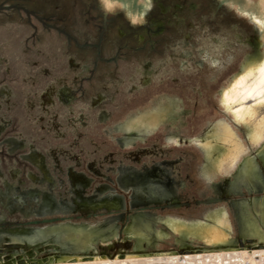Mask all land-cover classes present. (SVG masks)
<instances>
[{
    "label": "rangeland",
    "instance_id": "obj_1",
    "mask_svg": "<svg viewBox=\"0 0 264 264\" xmlns=\"http://www.w3.org/2000/svg\"><path fill=\"white\" fill-rule=\"evenodd\" d=\"M108 3L0 0V228L72 222L57 231L41 229L29 243L30 255L5 244L0 264H54L55 257L95 246L93 258L104 255L108 264H264V248L252 240L219 248L231 239L223 234L225 215L234 245V203L248 205L239 206V234L264 243V0ZM252 69L255 77H243ZM163 103L127 124L124 142L147 134L119 144L116 128ZM174 104L180 113L160 122L177 113ZM156 165L168 170L176 201L131 208L129 190L117 182L119 168ZM154 176L148 174L147 183ZM140 179L132 174L121 182L136 188ZM83 181L84 198H97L102 189L120 196L124 207L36 212L51 198L72 203V186L79 189ZM223 186L236 194L225 195ZM160 191L141 202L174 197ZM145 212L160 219L158 227L171 219L215 225L169 221L189 249L178 252L169 232L148 248L159 234L152 215L134 219ZM210 213H217L213 222ZM123 233L145 254L131 255ZM9 240L0 235V245ZM94 259L89 264H99Z\"/></svg>",
    "mask_w": 264,
    "mask_h": 264
},
{
    "label": "bare ground",
    "instance_id": "obj_2",
    "mask_svg": "<svg viewBox=\"0 0 264 264\" xmlns=\"http://www.w3.org/2000/svg\"><path fill=\"white\" fill-rule=\"evenodd\" d=\"M254 71H255L254 69H252L251 71H248L243 77L246 78V76H249V75L255 77ZM239 79L237 80L236 84L233 87L237 86V84L239 82ZM249 80L252 81L251 78ZM233 87H231V88H233ZM231 88L228 91H230ZM255 94H257V93H255ZM246 133L249 136V138H253V137H251L249 135L248 130H247ZM124 136H128V135L125 134ZM129 136H131V135L129 134ZM258 142H259V139H257L255 142H252V144H257ZM233 151H234V149H233ZM243 152H244V149H243L242 153ZM242 153L240 154V156L242 155ZM240 156L238 158H236L237 159L236 160L237 163H236L235 169H237V167L240 166V164H241L240 163L241 161L239 160ZM213 162H214V160H213ZM40 163H42V161ZM217 165H218V167L216 168V171L218 170V168H220V163H217ZM235 169H234V172H235ZM234 172L232 174V178L230 179V181H227V183H230L229 184L230 186L232 184L231 182H232V179H233V176H234ZM151 173L153 175H155L154 176L155 180H152L151 183H147L146 176L148 174H151ZM132 174H133V178H135L137 175H140L141 179H140L139 182H141V183H140V185H135L136 188H133L134 185L131 186V187L125 188L122 185L121 178L123 176H127V177L131 176ZM70 176H72V175H70ZM117 182H118V185L121 187V189L126 190V191L129 190V193L131 195L130 196V203L132 204L131 208H142V207H150V206H152V207L153 206H159V205L164 204V203H173L176 200V194H175V191H174V185H173L171 179L169 178L168 173L165 170H163V168H160L159 166H154V167H152L150 169H145V170H142V171H136L134 169H124V170L121 169V171L118 174ZM82 183L83 184H80V188L79 189L76 188V187L74 188L72 186V189L75 192V198L74 199L72 198L73 199L72 203L67 204L66 202H63V201H60V200H59L60 202H56L53 198H51L49 201L39 202V204L37 206V209H36V212L38 214H40V215L43 214V213H48V212L51 213V212H56V211H64V212L70 213V212H73V211H75V210H77L79 208H83V209L89 210V211H97V210L115 211V210H119V209L124 207V202H123V200H122V198L120 196H115L113 194H106L105 195V194H103L102 189L98 190L100 195H98L97 198L96 197L84 198L82 196V194H81V191H82L83 187L85 186L86 182L83 181ZM227 183H226V185H227ZM152 191H154V192L160 191L161 193H163V195H165L166 193L174 192V197H172V198L171 197L164 198V196H163V198L161 200H159V201H155V202H150V201H145L144 202V201H142L141 202V196H144V195H146V194H148L149 192H152ZM221 191L225 195L231 194V193L236 194V193H234V192H232L230 190H226L225 186L222 187ZM249 203H251L252 205H255L256 202L254 203V202L250 201ZM131 204H130V206H131ZM241 205L244 206V207L248 206V205L243 204V203L242 204L241 203H234V204L230 205L231 209H233L234 216H235V221H236L235 222L236 223V238H234V245L233 246L230 245V242H232V239H233V237L230 234V226H229L228 221L226 220V215L223 213L225 215V218H223V220L227 224H226V227H225L224 231L223 230H221V231H223L224 232L223 234L228 235L231 239H225L226 240L225 245H222L219 248H221V247L234 248V247H236V244L238 242H242L243 240H252L254 243L258 244L259 247L264 248V243L262 241H260L259 238H256L255 237L256 235H252L251 234V235L243 237V236H241L239 234V230H238V210H239V206H241ZM253 208H254V206H253ZM254 210H255V208H254ZM217 213H220V212H217ZM217 213H210V215H208V217H209L208 219H210V221L213 222V218L216 216ZM142 215H152L153 216V218L155 219V223H156L155 224L156 230H158L157 232L159 234L158 239L153 240L151 246H149L148 248L154 247L159 241L163 240L169 233H172V234H175V236H176L174 238V243L177 246V251L178 252L181 253V252L186 251V249H189L188 247H183V246L180 245V239H179V235L180 234L178 232H176V231L171 230L168 227L169 221H172V220L174 221L175 219L165 220L161 224V226L158 227L157 223L160 221V219L155 218V215L152 214V213L145 212L143 214H136L134 219H136V218H138L139 216H142ZM106 218L115 221L117 217H106ZM106 218H103V219H106ZM103 219H101V220H103ZM101 220L95 221L94 224L93 223L92 224L96 225L97 223L102 222ZM175 221H182V220H175ZM182 222H185V221H182ZM70 223H72V222H66V223L57 224V225L53 224V225H48V226L36 227V228H33V227L7 228V229L0 228V235H4V236L10 238L9 241H4V243H2L0 245V247L4 246L5 244H20L21 247L23 248V251L29 253L30 251H32L29 248V243H33L34 242V240L37 238V234H39V231L41 229H44V230L52 229V230H56L57 231L59 229L61 230L63 227H65L66 225H68ZM78 223L91 224V223H88V222H78ZM78 223H73V224H78ZM115 223L118 225L117 222H115ZM185 223L193 225V226H196V227L205 226L206 228H212L215 225L214 222H213L212 223L213 224L212 227H210V225H209L210 222H208V221L203 222V223H199V224L198 223L196 224L194 222H185ZM118 230H119V226H118ZM160 234L161 235L164 234V237L160 238ZM215 234H217V232ZM123 239L131 242V244H130L131 245V255L141 256V255L145 254V250L146 249L145 250H136V249H134V247H133L134 240L125 237L124 233H123ZM111 242L112 241H110L108 244H104V245L110 246ZM100 244H102V243H100ZM189 244H191V242ZM202 244L203 245H207V244H204V243H202ZM207 246H209V245H207ZM95 247H94V249H91L88 252H84V253H67V254H70L71 256H68V257H60V256L59 257H55L54 259L51 260V262H53L54 264H77V262H81L82 261V262H85L84 264H89L91 262V260L94 259L93 257H95V255L92 254L95 251ZM111 247H112V245H111ZM45 248L54 249V248H56V246H54V245H52V246L51 245H46ZM214 248H216V247H212L210 249H214ZM219 248H216V249H219ZM148 252H147V254H148ZM30 253L28 255H30ZM59 253L60 252H58V250H57L55 255L59 254ZM33 254H35V253H33ZM90 254H92V256H90ZM104 259L108 260L104 255H101L99 257H96L94 260L99 261V264H108L106 261L103 262ZM27 260L28 259L25 260V264L26 263H30V261H27ZM45 260H47V259H45ZM121 261H123V260H121ZM34 262L36 264L41 263V262H38V261H34Z\"/></svg>",
    "mask_w": 264,
    "mask_h": 264
},
{
    "label": "flooded vegetation",
    "instance_id": "obj_3",
    "mask_svg": "<svg viewBox=\"0 0 264 264\" xmlns=\"http://www.w3.org/2000/svg\"><path fill=\"white\" fill-rule=\"evenodd\" d=\"M165 103H167V102H165ZM165 103H163V104H158L156 107H154L153 109H149L145 114H143L142 116H140V117H136V118H128L127 120H125L124 122H123V124H122V126H121V128L119 127V128H116L117 130H120L121 131V134H120V139H119V144L121 145V146H126V145H129V144H132V143H134V141L136 140V139H138V137H140V135L141 134H147V133H141V134H138V135H136V136H134L132 139L130 138L129 139V141L128 142H124L125 141V138H124V131L126 130V129H128L129 127H126V125L128 124V126H129V124H130V127H131V123L132 122H134L135 120H137V119H141V118H143V117H145V115H148L149 113H153V112H155V111H158V110H160V108L165 104ZM175 105V104H174ZM175 109L177 110V113L172 117V118H170V119H163L162 121H160V122H163V121H171L177 114H179L180 113V109H178L177 107H176V105H175ZM160 122H158V123H160ZM157 126V125H156ZM156 128V127H155ZM154 128V129H155ZM153 129V130H154ZM153 130H151L150 132H152ZM150 132H148V133H150ZM250 139V142L252 143L253 141H252V138H249ZM32 154V153H31ZM30 154V155H31ZM34 155H36L40 160H41V157H39V155L38 154H36V153H34ZM30 159V158H29ZM156 166H159V165H156ZM154 167V166H153ZM160 168H163V170H165L167 173H168V176H169V172H168V170L166 169V168H164V167H162V166H159ZM121 168H124V169H134V168H127V167H120L119 169H121ZM152 168V167H151ZM145 169H147V168H145ZM145 169H143V170H145ZM150 169V168H149ZM134 170H136V169H134ZM136 171H138V170H136ZM118 172H119V170H118ZM73 176V175H72ZM169 178H170V176H169ZM171 179V178H170ZM171 181H172V179H171ZM172 183H173V181H172ZM87 184V183H86ZM85 184V185H86ZM85 187V186H84ZM83 187V188H84ZM83 190V189H82ZM100 195V194H99ZM92 198V197H91ZM176 201V200H175ZM174 201V202H175ZM150 207H152V206H150ZM79 210H85V209H83V208H79Z\"/></svg>",
    "mask_w": 264,
    "mask_h": 264
},
{
    "label": "water",
    "instance_id": "obj_4",
    "mask_svg": "<svg viewBox=\"0 0 264 264\" xmlns=\"http://www.w3.org/2000/svg\"><path fill=\"white\" fill-rule=\"evenodd\" d=\"M10 246H13V247H17V246H21L20 244H12ZM20 262V261H19ZM6 264H11V262H7Z\"/></svg>",
    "mask_w": 264,
    "mask_h": 264
},
{
    "label": "snow or ice",
    "instance_id": "obj_5",
    "mask_svg": "<svg viewBox=\"0 0 264 264\" xmlns=\"http://www.w3.org/2000/svg\"><path fill=\"white\" fill-rule=\"evenodd\" d=\"M105 3L107 4L108 7H111V4L108 3V0H105Z\"/></svg>",
    "mask_w": 264,
    "mask_h": 264
}]
</instances>
